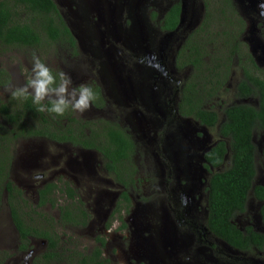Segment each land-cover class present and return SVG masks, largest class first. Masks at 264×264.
I'll return each instance as SVG.
<instances>
[{
  "label": "trees",
  "instance_id": "16d2710c",
  "mask_svg": "<svg viewBox=\"0 0 264 264\" xmlns=\"http://www.w3.org/2000/svg\"><path fill=\"white\" fill-rule=\"evenodd\" d=\"M203 1L204 13L201 23L194 30H188L191 32L178 52L179 67H194L182 90L181 109L184 115H193L201 123L213 127L218 123L217 113L204 107L207 103L204 100L206 91L198 88L209 80L202 82L195 78L199 75L208 77L205 73L209 70L206 60L209 55L208 45L219 54L224 53L219 47L228 46L232 48L233 55L236 52L234 47L244 44L240 36L245 28V20L236 9L235 0ZM181 12L182 0H177L161 20L162 29L176 30ZM218 25L221 29L217 28ZM45 44L63 47L76 44L54 0H0V46L42 48ZM197 71L201 74L198 75ZM5 72L4 69L0 70V77L7 76ZM247 76L251 80L241 83L240 94L256 95L259 105L241 103L226 107L225 120L219 126L221 138L205 154L208 163L214 167L223 165L226 156H229V166L216 171L210 178L208 227L214 235L238 248L246 247L249 241L235 225L234 217L245 210L251 192L258 199L264 198V187L255 184L257 147L253 141L255 133L264 132V80L258 77L254 79L256 76L250 71ZM8 82L9 80H0V85ZM96 103L94 101V104ZM72 112L71 110L70 114ZM65 116L67 117L66 113L62 117L53 118L46 112H37L31 98L15 100L10 96L7 101H0V210L5 203L9 207L13 225L20 238L19 250H28L32 241L40 238L49 243L42 257L49 264H108V260L103 256L106 240L102 236L96 239L100 245L95 246L94 257H89L88 252L80 250L69 249V256L63 252L58 226L84 228L89 224L91 217L77 190L69 182H48L38 190L39 197L34 204L11 180L10 148L17 138L41 137L59 143H78L103 153L106 169L116 182L125 187L117 206L125 201L126 208H129L130 197L127 191L137 184L138 173L137 165L133 162L137 149L133 148L134 141L130 134L109 122H104L96 130L99 125L95 124V127L90 128L88 125L84 126L81 120L72 117L77 123L74 126L82 131V135L76 136L73 125H65ZM68 127L72 133L67 130ZM86 128L89 129L90 135L86 133ZM262 154L264 157V148ZM48 204L57 210L56 218L42 213V207ZM32 205L39 209L32 208L35 215L25 210ZM120 211L118 207L117 212L113 214ZM123 224L125 225L124 221ZM110 225L111 222L108 227ZM64 255L66 261L62 259ZM8 256L0 254V264H3Z\"/></svg>",
  "mask_w": 264,
  "mask_h": 264
},
{
  "label": "rangeland",
  "instance_id": "374dc122",
  "mask_svg": "<svg viewBox=\"0 0 264 264\" xmlns=\"http://www.w3.org/2000/svg\"><path fill=\"white\" fill-rule=\"evenodd\" d=\"M55 1L61 8L62 12L69 18H72L73 32L79 42L77 52L69 51L65 47L56 44H45L42 48L0 46V70L4 69L6 71L5 73L7 76L4 77H7L5 80H9L7 84L0 85V101H7L10 97V94L5 90L7 85H22L25 82L26 76L31 74V56L33 51H35L36 54L40 56L41 60L56 74L59 71H64L69 74L72 77L74 86H78L82 83L89 85L91 82H100L103 87L105 86L108 93L110 87L115 95V87L113 83L107 81L108 77L110 80L119 79L118 81L124 80V77L129 79L128 73H125L122 68V64L124 63L123 58L122 60L118 59L121 56H124V54L121 53L124 51L122 48L123 43L127 47H132L134 51L142 49L139 46L146 47L145 51L148 53L153 52L152 50L159 52L161 50V48L157 46L159 43L160 46L168 49L175 41H171V38L169 40L168 37L162 38L157 35L155 18L153 17L152 19L151 17V12L154 11L159 13V10L166 9L169 0H127L132 5L131 14L134 16V28L131 30L129 29L132 22L128 24L126 21V25L125 23H120L119 28L117 29L118 34L116 33L118 41L115 43L109 41L105 42L107 41L106 38H108V34H105L103 31L104 24L107 22L108 17L113 15L108 12L109 7L115 8L114 11L116 17V15L119 14L121 0H94L95 3L86 6L87 10L85 17L82 19L85 24L72 17V10L68 11V8L71 9V4L69 3L70 0ZM235 1L237 6L236 9L247 19L245 41L248 45L250 42L252 44L256 40L264 44V33L261 32L263 31V28L259 27L260 25H263L260 22L261 17L264 20V0H258L257 10L253 1ZM184 2L186 6L187 24L181 28L182 30H180L177 36L184 35L185 33L183 31L187 30L188 32L189 29L196 28V25L200 23L204 10V3H202L203 0H184ZM250 15H253V17ZM120 17H122V15ZM257 20L259 23L255 22ZM114 21L115 18L113 19V22ZM113 22L112 25H115ZM92 25L96 26L93 27ZM217 28L221 29L219 25ZM126 30L127 32H125ZM112 31L115 36V29ZM107 32H110L109 28ZM128 35L130 38L129 42L127 40ZM144 36L147 38V41H145L146 43H141L139 38H144ZM111 37L113 38V36ZM94 41H98L101 44L98 50L95 49L97 52L101 51V47L104 46V43L113 44L111 50L107 51L105 48L103 49H105L104 52H110L112 57L114 56L113 59H115V56L118 59L116 62V66H119L118 68L116 67L118 75H111L112 72L111 69L108 68L105 57L97 58L96 61L88 56L95 55L92 49H90V46H92ZM85 49H89V51L86 50L82 53ZM135 53L138 56L137 58L135 57L134 61H139L140 59L141 62L144 61L143 58L146 54L144 51H141V53L135 51ZM147 56V61L153 59L152 57H149V55ZM83 57L87 58L89 62L83 63ZM168 64L171 65L170 61ZM109 65L110 68H112V64L109 63ZM169 70L172 71V67L171 69L169 68ZM177 71L178 74L173 75L175 79L181 78L186 73L185 70ZM187 73L188 78L191 75V72L189 71ZM120 74H123L124 77ZM262 74L264 75V69ZM106 83L109 84V87ZM227 92L232 94L233 88H228ZM227 92L224 90L219 96L220 98L214 102V110L218 113L222 111V107L231 103V101H223V96H226L228 94ZM115 99H117L116 101H120L117 97H115ZM230 100L233 101V99ZM116 103L117 102H115V104L108 102L105 109L99 111H96L92 106L83 114L72 112V116L80 120H83L82 118H113V113L110 110L116 107ZM126 118L125 115H115V123L118 121L122 123L125 122V125L131 129L135 140L138 142L137 144L139 147L137 148L134 157V163L137 165L140 180L137 182L135 189L131 191V202L128 211L112 215L114 200L118 197L120 187L109 174L101 170V157L89 151H80L79 149L72 147L70 144L54 143L40 138H17L10 148V154H12L11 180L32 199L34 204H36L37 190L47 182H57L60 180L67 181L77 190L83 202H85L84 205L86 204L91 217L89 224L84 228L58 226V232L61 236L60 240L63 244V252L68 253V256L71 252L69 249L80 250L82 252L90 251L92 246H96L97 235V237L104 236L106 240V246L103 249V253L106 259L109 260L108 264L223 263L216 251H210L209 248H207L209 244L206 242L205 244L207 247H203L204 245L201 247L199 244L193 250H188V247H190L189 244L185 243L180 235H172V233L168 232L164 234L161 243L160 240L158 241L159 233L163 232V228L160 231L158 230L160 229L159 224L164 223L165 226L166 223L172 221L171 214L168 209L154 213L151 209L149 210L146 205L150 202L149 207H153L152 204L155 202V195H158V188L155 186V183L152 180L153 178H150L149 175L152 173L150 162L153 161V159L159 160L160 162H163L164 160L159 158L161 155L153 145L150 146V151H148L149 148H146L149 143L148 141L155 139L153 130L148 126L151 122L146 121V115L142 116L140 113L135 114L134 112H131L128 113ZM216 130L208 129L200 125L198 126V132L202 134L206 142H215L218 140V133ZM254 142L257 147V176L255 183L264 185V157L261 154V150L264 147V132L255 133ZM172 153H177V150L170 149L167 151V155L174 157V155H171ZM196 155L192 160L194 163L197 160ZM227 166H229L228 161L224 167L226 168ZM224 167L222 169H224ZM82 168L88 170V175H86L85 178H83L79 172ZM160 192L161 191H159V193ZM250 197L251 196H249V198ZM158 198L160 199L159 196ZM174 198L176 199L177 196ZM252 202L253 201H251V205L254 207ZM32 208L39 210L35 205H32L30 208H25V210L32 213V211H34ZM252 209L255 210L256 207ZM42 211V213H48L54 218L58 215L57 210L53 208L45 207L42 208ZM106 214H109L107 224L111 222V230L106 232L103 230L102 233H97L95 235L97 219L100 216H106ZM32 215L35 214L32 213ZM249 216L251 215L244 214L238 216L237 223L244 226ZM123 221L125 222V225L123 224ZM38 222H40V220ZM195 223L198 231L202 232V226L205 224V221L198 220ZM149 230H153V233L155 234L157 242H154L153 244L146 240L149 237ZM153 233H150V235H153ZM208 241L214 246L221 248L222 252H224L222 245L217 243L220 241L215 237L210 235ZM18 244V233L13 225L9 207L5 203L0 210V254L4 255V257H7L8 254L9 256L4 260L3 264H14L16 261H18V264H49L42 258L48 249V241L45 240V242H42V239L36 238L32 241L31 247L27 251L17 249ZM195 251L197 254L193 258L192 255ZM152 254L154 256H152ZM185 254L188 255L186 256ZM62 257L63 261L67 260L65 255Z\"/></svg>",
  "mask_w": 264,
  "mask_h": 264
},
{
  "label": "flooded vegetation",
  "instance_id": "af4514ba",
  "mask_svg": "<svg viewBox=\"0 0 264 264\" xmlns=\"http://www.w3.org/2000/svg\"><path fill=\"white\" fill-rule=\"evenodd\" d=\"M176 1L177 0H169L167 2L168 6L166 7V9L159 10L160 14L154 11L151 12V17L152 19L153 17L155 18V25L157 26L156 34L161 36L162 38L168 37L169 40L171 38V41L172 40L175 41L169 46L168 49L164 48L163 46H160V43L157 44V46L161 48L159 52L152 50L153 52L146 53L145 51L146 47H142L138 45L142 49L135 51L140 53L141 51H144L146 53L143 58L144 61L142 62L141 59L139 61H134L135 57L137 58L138 55L135 53L132 47H127L123 43L122 48L124 51L121 53H123L124 56H121L118 59L122 60L123 58L124 63L122 64V68L125 73H128L129 79H126L123 74H120L122 77H124V80L122 81H118L119 79L117 76L116 77L118 80H110V78L108 77L107 81L109 83H113L115 87V95L113 94V91L111 90L109 84L107 83L106 84L109 87L108 90L109 93L106 91L105 86L103 87V85L100 82L99 83L91 82L89 84L97 94V99L95 101L98 104L97 103L94 104L93 102L92 105L96 109V111L105 109L108 102H112L113 104L117 102L116 107L110 110L113 113V118H107L108 120L104 118H86V119L82 118L83 120H81V123H83L84 126L88 125L90 128L95 127V124L99 125V127L96 128V130L99 129L104 122H109L110 124L116 125L117 128L119 126L124 131L130 134L131 138L134 141L133 148L137 149L139 145L137 144L138 142L135 140L131 132V129H129V127L125 125V122L122 123L118 121L117 123H115L116 122L115 115L116 116L125 115L126 118L128 113L131 112H134L135 114L140 113L141 115H146L147 121L151 122L150 125L148 126L153 130L155 139L148 141L149 142L148 146L146 145L144 146H146V148H149L148 151H150V146L153 145L154 148L157 149L158 153L161 155L159 158L164 161L160 162L159 160L153 159V161L150 162L152 166V170H151L152 173H150L149 175L150 178H153L152 180L154 181L155 186L158 188V193H157L158 195H155V202L152 204L153 207H149L150 202L146 206L148 207L149 210L151 209L154 213H158L161 212L162 210L168 209L172 219V221L166 223L165 226L164 223L159 224L160 229L158 230L160 231L163 228V232L159 233V237H158V241L160 240V243L164 234L168 232V233H172V235H180L183 238L184 242L189 244L190 247H188V250H193L199 244L201 247L203 245H204L203 247H207L205 244L206 242L207 244H209L207 248H209L210 251H216V253L219 255L220 260L223 262L221 264H264V226H263L264 198L258 199L254 195V193L251 192L250 193L251 197L248 198L245 210L243 212H239L234 217L235 225L243 232V234H245V238L249 241L246 247H242V248L234 247L229 242H226L217 235H214L208 227V214H209L208 200H209L210 178L216 171L223 170L222 168L226 165L227 161L228 163L230 162V159H228L229 156H226L223 165L219 167H214L213 165H210L205 158V154L208 151H210V149L221 138L219 135V126L220 123L225 120L224 109L226 107L241 103L250 104L253 106L259 105V98L256 95L242 96L240 94L239 88L244 80H251L247 76L248 71H250L251 74L256 76L254 77V79H257L258 77L260 80H264V75L262 74L264 69L262 68L264 67L263 66L264 61L261 59L257 49L255 48L253 49L251 43H249L248 45V43L245 41L246 33H247V26H246L247 19L243 14H240L245 20V28L243 30L242 35L240 36L244 44L235 46L234 48L236 52L233 55L231 54L232 48L228 46L219 47L224 51L223 54H219L212 48L211 45H208L209 55L206 60L209 63V70L205 72L208 77L207 78L200 77L199 74H201V72L197 71L199 77L195 78V80H201L202 82H206L205 80H209L207 82L208 84L206 83L200 87L198 86L200 90L202 89L206 91V92L203 91L204 95L206 96L204 98V100L207 102L204 104V107L206 109L215 111L213 106L215 105L214 102L218 98H220L219 96L224 90H226L227 92L228 88H233V93L230 94L227 92L228 94L226 96H223V101H231V103H228L224 107H222V111H220V113L215 111L218 116V123L213 127L201 123L193 115H184L181 109L182 90L184 89L187 80L191 76L190 75L187 78L188 75L187 72L189 71L193 72L194 67L192 65L179 67L178 52L179 49L182 48L183 43L185 42L191 31L190 32L183 31L185 33L184 35L177 36V34L181 30L180 28L183 27L182 25H180L179 29H176L174 31L164 30L161 27V20ZM69 3L71 4V9L68 8V11L71 10L73 11L72 17L77 20H80L83 24H85L82 19H84L85 17V13L87 10L86 6L95 3V1L70 0ZM202 3H204V1ZM255 8L257 10L258 6H255ZM59 9L63 14L72 32V35L76 41L75 46H71L70 44H68L65 45L64 47L69 51L77 52V49L79 47V42L73 32L72 18L66 16L62 12L60 7ZM114 9H115L114 7H109L108 9V12L113 15L109 16L107 22L104 24L103 32L109 35V36L107 35L108 38H106L107 41L105 42L109 41L115 43L118 41L117 29L119 28L120 23L123 24L127 21L128 24H130L132 22V25L129 27V29L131 30L134 28V22H133L134 16L133 14H131V10H132L131 3H129L127 0H121L119 6V14H117L116 17H115ZM154 13L156 14V16H154ZM121 15L122 17H120ZM250 16L253 17V15ZM110 18H111V22L109 24ZM114 18L115 21L113 22ZM202 18H203V14L200 19V23ZM180 20H181V16H180ZM112 22L115 25H112ZM255 22L259 23L258 20ZM260 22L263 25L259 24L260 25L259 27L263 28V31L261 32L264 33V20L262 19V17ZM92 26L95 27L96 25H92ZM108 28L110 30L109 33L107 32ZM113 29H115V36L112 31ZM125 32H127V30ZM129 35L127 37L128 42L130 39ZM111 36H113L114 39ZM139 39L141 43H146L145 41H147V38L145 36L144 38L140 37ZM100 45L101 44L98 41H94L92 46H90V49H92L95 55L92 56L88 55V56L94 60L100 57H105V61L107 62L108 68L111 69L112 72L111 75L112 76L118 75V72L116 71V67L117 68L119 67L116 66V62L118 59L116 58V56L115 59H113L114 56L112 57V54L110 52H104L105 49L107 51L111 50L113 44L104 43V46L101 47L100 52L95 51V49L96 50L99 49ZM86 50L89 51V49H85L84 51H82V53L85 52ZM147 55H149V57H152L153 59H151V61H147L146 60V57H148ZM211 58H213V60H211ZM216 60H218V62H215ZM169 61L171 65L168 64ZM82 62L87 63L89 62V60L83 57ZM109 63L112 64V68H110ZM217 63H219L220 66ZM168 65L170 69L172 67V71L169 70ZM185 68H190V69H185ZM176 69L185 70L186 75L184 74L181 78L175 79L173 75L178 74V71ZM169 71L171 74L169 73ZM54 74L56 73L54 72ZM5 78L7 77H1L0 79L1 81H3L5 80ZM115 97L119 98L120 101L119 100L116 101L117 99H115ZM196 97L198 98V95ZM230 99H233V101ZM70 113L71 110H68L66 112L67 117L65 116L63 118L65 125H67V123H70L74 127L73 128V131L75 132L74 135L76 136L82 135L81 129L80 128L77 129L74 126L77 123L71 119L74 116H72V114ZM199 125L208 129H215V130L217 129L216 132L218 133V140H216L215 142L212 141L206 142L202 134L198 132ZM67 130L71 132L69 127L67 128ZM86 133L90 135L88 128H86ZM37 138L44 139L41 137H37ZM253 141H254V137H253ZM51 142L59 143L53 140ZM63 144H70L72 147L77 148L80 151H89L99 155L101 157V164H102L101 166L99 165L101 170L111 176V174L106 169L105 166L106 161L104 159L103 153L94 149H88L84 146H81L78 143L74 144L72 142H66ZM170 149L177 150V153L171 154L174 155V157L167 155V151ZM262 153H263V149L261 150V154ZM195 155L197 160L194 163L192 162V160L195 157ZM134 159L135 158H133V162ZM148 159H149V155H148ZM79 172L83 178H85V176L88 175L87 169L82 168ZM136 178H137V182H139L140 181L139 173L136 174ZM112 179L114 180L113 177ZM58 182L59 181H57L56 183ZM47 183H44V185H46ZM116 183L120 187V190L118 192V197H116V199L114 200L112 215L114 212H117L118 207L121 210L120 212L128 211L130 208V203H129V208H126L125 201L121 203L120 206H117L118 202L121 200V195L122 192L125 190V187L121 185L119 182ZM262 186L264 187V185ZM133 189H135V187L131 186L127 191L130 197V202H131V191ZM38 190L36 192V196H37L36 201L38 200L39 197ZM159 191L161 192L159 193ZM158 196L160 197V199L158 198ZM175 196H177L176 199L174 198ZM251 201H253L252 204L254 205V207H252ZM84 206L87 209V211H89L86 204ZM45 207L51 208V205L48 204L43 206L42 208ZM255 207L256 209L253 210L252 208ZM244 214H250L251 216L248 217L246 224L242 226L237 223L238 222L237 217ZM108 216L109 214H106V216H104L105 218L100 216L97 219L95 235L97 233H102L103 230H105V232L111 230L110 229L111 225L110 227H108L107 224ZM198 220L205 221V224L202 226V232L198 231L197 229L195 222ZM149 231H150L149 237L146 240L153 244L154 242H157L155 239V234L153 233V230H149ZM150 233H153V235H150ZM210 235L212 237H215L218 241H220L217 243L222 245L224 252H222L221 248H219L218 246H214L212 243L208 241V237ZM258 235H260V238H258ZM19 239L20 238L18 236V241ZM42 242H45V240L42 239ZM95 245H100V243L96 241ZM17 249H19V244ZM94 249L95 246L94 247L92 246L90 248V251H88L89 257H94L93 255ZM196 254L197 253L195 251L192 257L194 258ZM185 255L187 256L188 254ZM152 256L154 255L152 254ZM14 264H18V261H16ZM58 264H62V263H58Z\"/></svg>",
  "mask_w": 264,
  "mask_h": 264
},
{
  "label": "clouds",
  "instance_id": "9594fccd",
  "mask_svg": "<svg viewBox=\"0 0 264 264\" xmlns=\"http://www.w3.org/2000/svg\"><path fill=\"white\" fill-rule=\"evenodd\" d=\"M31 74L27 75L22 85L9 84L6 91L12 99L31 98L37 112L62 117L71 109L80 114L88 111L97 99L94 89L82 83L73 85L72 77L64 71L54 74L40 56L33 51L31 56Z\"/></svg>",
  "mask_w": 264,
  "mask_h": 264
},
{
  "label": "water",
  "instance_id": "95a60500",
  "mask_svg": "<svg viewBox=\"0 0 264 264\" xmlns=\"http://www.w3.org/2000/svg\"><path fill=\"white\" fill-rule=\"evenodd\" d=\"M250 1H253L254 6H257L258 0H250ZM186 17H187V15H186V6H185L184 0H182L181 20H180V23H179V25H178V27L176 29H179L180 25H182L184 27L185 24H187ZM251 46L253 47V49L254 48L257 49V51L259 52V55H260L261 59L264 61V44L256 40L254 43L251 44ZM142 116H144V115H142ZM145 120H146V118H145Z\"/></svg>",
  "mask_w": 264,
  "mask_h": 264
}]
</instances>
